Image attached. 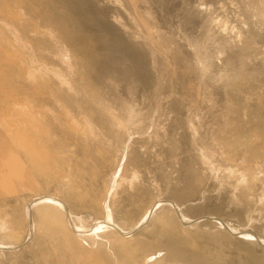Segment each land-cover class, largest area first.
<instances>
[{
	"label": "rangeland",
	"instance_id": "374dc122",
	"mask_svg": "<svg viewBox=\"0 0 264 264\" xmlns=\"http://www.w3.org/2000/svg\"><path fill=\"white\" fill-rule=\"evenodd\" d=\"M0 264H264V0H0Z\"/></svg>",
	"mask_w": 264,
	"mask_h": 264
}]
</instances>
